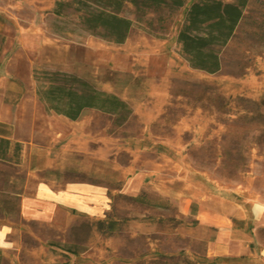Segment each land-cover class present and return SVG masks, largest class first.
Returning a JSON list of instances; mask_svg holds the SVG:
<instances>
[{
    "label": "rangeland",
    "instance_id": "1",
    "mask_svg": "<svg viewBox=\"0 0 264 264\" xmlns=\"http://www.w3.org/2000/svg\"><path fill=\"white\" fill-rule=\"evenodd\" d=\"M59 1L65 3L61 14ZM194 1L203 0L137 10L125 0L119 14L133 25L116 43L83 23L97 0H0V117L9 115L5 103L45 105L36 87L44 92L49 86L46 72L73 74L128 105L114 115L87 110L77 122L57 119L42 139L66 179L99 181L114 190L119 220L98 224L81 214L57 226L22 220L9 196L0 214L12 221L13 246L0 255L2 264H231L205 255L215 228L177 213L176 197L185 192L194 200L205 193L231 200L235 226L245 225L244 238L262 255L264 0H248L219 50L215 73L193 68L180 53L178 33ZM59 129L67 136L56 137ZM17 164L6 171L31 194L29 163L20 158ZM140 168L161 172L156 182L163 189L156 183L141 199L118 194L126 176ZM179 169L189 173L186 181L176 178ZM113 221L114 230L108 227Z\"/></svg>",
    "mask_w": 264,
    "mask_h": 264
},
{
    "label": "crops",
    "instance_id": "2",
    "mask_svg": "<svg viewBox=\"0 0 264 264\" xmlns=\"http://www.w3.org/2000/svg\"><path fill=\"white\" fill-rule=\"evenodd\" d=\"M5 104L9 111V115H7L9 117H0V122L12 127L9 138L12 145L15 142L21 143L20 158L27 159L29 172L35 177V185L33 192L26 195L23 184L20 183L18 188L16 176L14 175L12 178L10 172L6 171V169L16 170L20 165L15 162L14 158L10 161L0 160V167H2L0 168V200H2L0 204H5L4 200H8L9 196H12L11 199L15 200L16 206H18L17 215L20 219L56 226L69 223L77 214L95 220L111 217H114V220H119L115 217L114 212V190L99 181L96 183L88 180L66 179L60 174L61 171L54 169L51 163V146L42 141L43 133L52 127L53 122L57 119L66 123L67 121L77 122L87 110L97 111L101 114L111 113L85 108L77 120H72L54 111L47 112L45 105ZM54 132L56 137L67 136L62 129ZM12 153L13 146L10 148L9 157H12ZM177 172L176 178L180 181L188 179L189 173L186 169H179ZM82 174H86V171H83ZM161 176V172L140 168L126 176L116 191L125 197L141 199V196H145V192L152 188V185L155 187L157 183L160 188L161 183L156 180L161 179ZM13 185L14 187H12ZM175 201L176 211L179 215L193 217L199 226L215 228L213 239L208 240L205 252L208 258L228 259L231 264H243L245 259H248L250 264L256 262L258 264L264 256V251L260 252L262 254L260 256L257 247L255 248L252 244L251 238H244L246 236L245 225L241 223L240 228L235 226L234 203L231 200L218 197L213 193H205L194 200L185 192L178 195ZM193 204L197 207L194 214L191 213ZM131 217L136 218L135 216ZM140 217L148 216L142 214ZM11 223L12 221L4 213L0 214V255L6 254L13 246L10 234L14 229Z\"/></svg>",
    "mask_w": 264,
    "mask_h": 264
},
{
    "label": "trees",
    "instance_id": "3",
    "mask_svg": "<svg viewBox=\"0 0 264 264\" xmlns=\"http://www.w3.org/2000/svg\"><path fill=\"white\" fill-rule=\"evenodd\" d=\"M79 2L80 0H76ZM125 0H97L99 6L87 10L82 16L84 25L93 33L116 43H123L132 28L133 22L119 14ZM137 10L160 9L164 6L183 7L185 0H128ZM248 0H203L194 1L186 9L184 22L179 30L177 41L180 53L196 69L215 73L221 69L219 50L233 36L235 29L243 17V10ZM64 2L57 3L56 13L61 14ZM50 84L46 90L37 86L36 94L45 104L47 111L67 116L77 120L85 108H94L111 114H119L128 105L114 94L106 93L95 88L73 74L66 72H46ZM62 78V83L56 79ZM79 84V87L75 85ZM16 104V102H10ZM18 103V102H17ZM129 111V110H128ZM12 127L0 122V160L18 163L22 145L10 141ZM13 146L12 157H9ZM193 204L191 213L196 212ZM105 220L99 219L98 224ZM115 222H109L113 230Z\"/></svg>",
    "mask_w": 264,
    "mask_h": 264
}]
</instances>
